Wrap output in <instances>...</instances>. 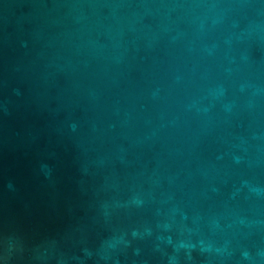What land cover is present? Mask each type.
Returning <instances> with one entry per match:
<instances>
[{
  "label": "water",
  "instance_id": "1",
  "mask_svg": "<svg viewBox=\"0 0 264 264\" xmlns=\"http://www.w3.org/2000/svg\"><path fill=\"white\" fill-rule=\"evenodd\" d=\"M0 264H264V0H0Z\"/></svg>",
  "mask_w": 264,
  "mask_h": 264
}]
</instances>
